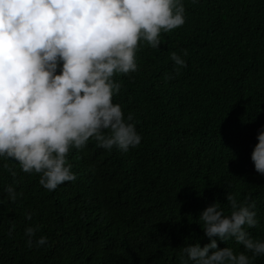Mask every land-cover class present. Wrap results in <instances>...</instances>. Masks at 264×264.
Instances as JSON below:
<instances>
[{"label":"trees","instance_id":"16d2710c","mask_svg":"<svg viewBox=\"0 0 264 264\" xmlns=\"http://www.w3.org/2000/svg\"><path fill=\"white\" fill-rule=\"evenodd\" d=\"M183 3L185 24L162 31L159 48L141 39L137 71L113 77L138 146L90 138L68 153L76 179L51 191L42 173L0 157V264H183L184 247L210 242L202 211L218 202L231 214L227 193L255 204L259 224L247 231L264 241V174L251 159L264 126V0ZM28 227L38 229L31 247ZM218 246L264 264L234 238Z\"/></svg>","mask_w":264,"mask_h":264},{"label":"clouds","instance_id":"9594fccd","mask_svg":"<svg viewBox=\"0 0 264 264\" xmlns=\"http://www.w3.org/2000/svg\"><path fill=\"white\" fill-rule=\"evenodd\" d=\"M185 22L183 0H0V157L14 159L26 173H42L39 183L51 191L76 179L68 153L90 138L107 150L138 146L132 117L126 120L113 103L120 91L113 77L137 71L141 39L159 48L161 32ZM171 59L187 66L175 52ZM257 140L251 159L264 174V126ZM6 191L15 201V189ZM226 199L229 216L218 202L200 214L210 242L184 247L183 264H250L243 252L219 248L218 240L229 238L264 255V241L247 231L259 224L255 204H238L229 193ZM37 230H25L29 247ZM46 243L43 236L36 241Z\"/></svg>","mask_w":264,"mask_h":264}]
</instances>
